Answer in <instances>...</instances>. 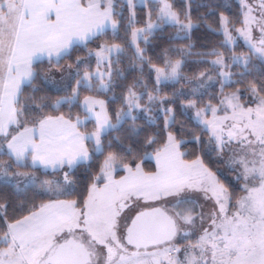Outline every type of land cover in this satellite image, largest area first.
<instances>
[{
    "label": "snow or ice",
    "instance_id": "snow-or-ice-1",
    "mask_svg": "<svg viewBox=\"0 0 264 264\" xmlns=\"http://www.w3.org/2000/svg\"><path fill=\"white\" fill-rule=\"evenodd\" d=\"M0 264H264V0H0Z\"/></svg>",
    "mask_w": 264,
    "mask_h": 264
}]
</instances>
